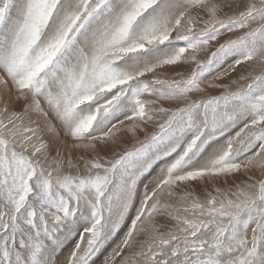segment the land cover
Instances as JSON below:
<instances>
[{
	"label": "snow or ice",
	"instance_id": "6c2138e0",
	"mask_svg": "<svg viewBox=\"0 0 264 264\" xmlns=\"http://www.w3.org/2000/svg\"><path fill=\"white\" fill-rule=\"evenodd\" d=\"M0 91V264H264V0H0Z\"/></svg>",
	"mask_w": 264,
	"mask_h": 264
},
{
	"label": "rangeland",
	"instance_id": "374dc122",
	"mask_svg": "<svg viewBox=\"0 0 264 264\" xmlns=\"http://www.w3.org/2000/svg\"><path fill=\"white\" fill-rule=\"evenodd\" d=\"M210 54V53H209ZM169 73H171L174 70L169 69L168 70ZM243 72V69H240L237 73H234L233 75L224 78L221 81H214L212 76H209L208 80H206L204 83L207 84L209 82H213V83H227L229 82V80L231 79H235L237 75H239L240 73ZM222 90L221 89H207L206 92L204 93V95H219L220 92ZM16 93L15 92H11V93H6L3 91H0V108H2L4 106V103H7L9 111H22L23 110V105L25 103V101H18L16 100ZM29 118L33 121H37L40 123L41 127H43V119L35 114L29 113ZM27 122V121H26ZM49 133L44 132L43 136L45 139H48L49 137ZM139 139H143V134H140ZM134 142V138L131 137H125L121 143L119 145H110L109 149L106 150H101L102 154H105V152H110L111 149H116L119 150V147L121 146H127L128 144H131ZM72 144V141H70L69 139H67L66 137H64L63 135L60 136L59 140L54 141L53 145H52V151H51V155L55 156L56 151L59 150L61 152V154L64 157H67L69 155H71L74 159L76 157H78L79 155L83 154L80 151L77 150H72L70 146ZM159 165L156 167V169L152 172L151 176H149L144 183L147 184L151 179H153V177H155L158 172H159ZM246 175H253V173H244L241 172L239 175H237L236 177H234L235 181L237 183L244 181L245 180V176ZM258 178V173L255 174ZM229 184L232 183V179H229L228 181ZM215 187H226V185L224 184L223 180H218V181H212L209 185H208V189L211 190L212 186ZM196 188L197 193H201L204 188L205 185L204 184H197L194 186ZM143 190V184L141 185V191ZM201 199H203V195H201ZM172 225L169 224V227H171ZM126 231V228L124 230H122L120 232V234L111 242L110 246L106 249L105 251V255L107 254L108 251H111V249L113 247L116 246V244L119 242L120 238L123 236V232ZM75 241H72L71 243L68 244L67 247L64 248L63 252H61L59 254V256L56 258V264H64V261L69 253V251L71 250L72 246L74 245ZM103 259V257H101V260ZM97 264H101V261H97Z\"/></svg>",
	"mask_w": 264,
	"mask_h": 264
}]
</instances>
